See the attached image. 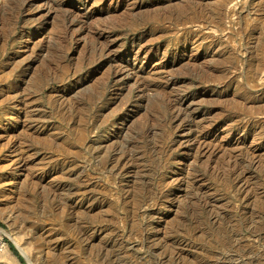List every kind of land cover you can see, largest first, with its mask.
<instances>
[{
	"label": "rangeland",
	"instance_id": "obj_1",
	"mask_svg": "<svg viewBox=\"0 0 264 264\" xmlns=\"http://www.w3.org/2000/svg\"><path fill=\"white\" fill-rule=\"evenodd\" d=\"M22 1L0 264H264V0Z\"/></svg>",
	"mask_w": 264,
	"mask_h": 264
},
{
	"label": "bare ground",
	"instance_id": "obj_2",
	"mask_svg": "<svg viewBox=\"0 0 264 264\" xmlns=\"http://www.w3.org/2000/svg\"><path fill=\"white\" fill-rule=\"evenodd\" d=\"M22 2H23V4H24V3H28V0H24V1H22ZM55 2H56V1H55ZM56 3H57V2H56ZM58 8H59V7H58ZM55 10H56V9H55ZM58 10H59V9H58ZM62 10H63V9H62ZM56 11H57V10H56ZM62 44H63V43H62ZM60 45H61V43H60ZM57 50H58V49H57ZM57 53H58V52H57ZM51 54H52V53H51ZM55 54H56V53H55ZM53 61H54V60H53ZM57 63H58V62H57ZM59 63H60V62H59ZM91 64H92V63H91ZM16 65H17V64H16ZM13 66L15 67L14 64H13L11 67H13ZM11 67H10V68H11ZM55 67H56V66H55ZM5 68H6V67H5ZM10 68H9V70H11ZM0 69H1V68H0ZM51 69H52V68H51ZM51 69L49 68V70H51ZM18 70H19V69H18ZM46 70H47V69H46ZM2 72H3V71H2ZM6 72H7V70H6ZM6 72H5V74H7ZM52 72H53V71H50V73H52ZM8 73H9V72H8ZM10 73H12V71H11ZM53 73H55V72H53ZM58 73H59V72H58ZM15 74H16V73H15ZM48 74H49V73H48ZM48 74H46V75H48ZM63 74H64V73H63ZM0 75H1V74H0ZM53 75H54V74H53ZM66 75H67V74H66ZM1 76H2V75H1ZM10 76H11V75H10ZM10 76H9V77H10ZM14 76H15V75H14ZM44 76H45V75H44ZM44 76H43V77H44ZM48 76H50V75H48ZM2 77H4V75H3ZM12 77H13V76H12ZM68 77H69V76H68ZM41 78H42V77H41ZM5 79H7V78H5ZM42 79H43V78H42ZM44 79H45V77H44ZM44 79H43V80H44ZM47 79H48V78H47ZM47 79H46V80H47ZM40 80H41V79H39V81H40ZM60 80H61V79H60ZM60 80H59V81H60ZM67 80H68V79H67ZM47 81H48V80H47ZM54 81H55V80H54ZM35 82H36V81H35ZM41 82H42V81H41ZM62 82H63V81H62ZM33 83H34V82H33ZM42 83H43V82H42ZM42 83H40V84H42ZM38 84H39V82H38ZM36 85H37V84H36ZM36 88H37V87H36ZM51 93H52V92H51ZM55 94H56V93H55ZM174 100H175V99H174ZM179 101L182 102V99H181V100H177V101L175 100V101H174V104H175V103H178ZM17 102H18V101H17ZM23 102H24V101H23ZM170 102H171V101H170ZM172 103H173V101H172ZM178 104H179V103H178ZM171 105H172V104H171ZM175 105H176V104H175ZM15 106H16V105H15ZM176 106H178V105H176ZM177 110H178V108H177ZM177 112H178V111H177ZM23 113H24V112H23ZM30 114H31V113H30ZM32 114H33V113H32ZM177 115H178V114H177ZM14 116H15V115H14ZM16 116H17V115H16ZM175 117H176V115H175ZM16 119H17V118H16ZM29 119H32L31 116H30ZM96 119H97V118H96ZM11 120H12V119H11ZM31 121H32V120H31ZM16 122H17V121H16ZM32 122H33V121H32ZM34 122H35V121H34ZM30 126H31V125H30ZM33 126H35V125H33ZM89 126H90V125H89ZM13 128H16V126L13 127ZM86 129H88V128H86ZM92 130H93V129H92ZM83 131H84V130H83ZM84 133H85V132H84ZM78 134H79V132H78ZM80 135H81V134H80ZM18 144H19V143H18ZM81 144H82V143H81ZM14 145L16 146V144L13 142V144H11V146H14ZM18 146H19V145H18ZM22 151H23V150H22ZM14 159H15V158H14ZM105 159H106V158H105ZM15 160H16V161L18 160V162H20V160H19L18 157H16ZM84 160H85V159H84ZM12 161H13V160H12ZM108 162H109V161H108ZM113 162H114V160H113ZM120 162H121V160L118 159V160H117V163H115L112 167H115L116 165H119ZM111 163H112V162H111ZM105 166H106V165H104V167H105ZM104 167H103V168H104ZM63 169H64V168H63ZM94 170H95V169H94ZM103 170H104V169H103ZM230 170H231V169H230ZM230 170H229V171H230ZM96 171H97V170H96ZM107 171H108V170H107ZM234 171H235V170H234ZM110 172H111V171H110ZM230 172H231V171H230ZM85 173H86V172H85ZM228 173H229V172H228ZM110 176H111V175H110ZM84 178H85V177H84ZM57 184H58V183H57ZM55 186H56V185H55ZM55 186H54V187H55ZM60 187H62V185H60ZM60 187L57 186L56 189H57V188H60ZM11 188H12V187H11ZM11 188L9 187L8 190H10ZM13 188H14V187H13ZM15 190H16V189H15ZM4 191H6V190H0V195H2V193H3ZM12 191H13V190H11V192H12ZM16 191H17V190H16ZM16 191H14V192H16ZM59 191H60V190H59ZM78 191H79V190H78ZM7 192H8V191H7ZM14 192H12V193H8V195H7V197H6V198H7V199H6L7 201H10V200H12V199L14 198V196H13V194H15ZM5 193H6V192H5ZM65 193H66V191H65ZM65 193H64V194H65ZM76 193H77V192H76ZM6 194H7V193H6ZM11 194H12V195H11ZM58 194H59V193H58ZM61 194H62V193H61ZM80 194H81V193H80ZM4 195H5V194H4ZM65 196H66V195H65ZM15 197H16V195H15ZM141 200H142V199H141ZM134 201H135V200H134ZM136 207H137V206H136ZM230 244H231V243H230ZM40 246H41V244H40V245H39V244H36V245L33 244L32 247H31V249H34V250H33L34 252L32 251V253H31L34 259H36V257H37V256H36V255H37L36 253L39 252V250L41 249ZM46 264H47V263H46ZM53 264H59V263H53Z\"/></svg>",
	"mask_w": 264,
	"mask_h": 264
},
{
	"label": "built area",
	"instance_id": "obj_3",
	"mask_svg": "<svg viewBox=\"0 0 264 264\" xmlns=\"http://www.w3.org/2000/svg\"><path fill=\"white\" fill-rule=\"evenodd\" d=\"M4 244H5L4 239L0 237V249L3 248Z\"/></svg>",
	"mask_w": 264,
	"mask_h": 264
},
{
	"label": "water",
	"instance_id": "obj_4",
	"mask_svg": "<svg viewBox=\"0 0 264 264\" xmlns=\"http://www.w3.org/2000/svg\"><path fill=\"white\" fill-rule=\"evenodd\" d=\"M18 250V249H17ZM19 251V250H18Z\"/></svg>",
	"mask_w": 264,
	"mask_h": 264
}]
</instances>
